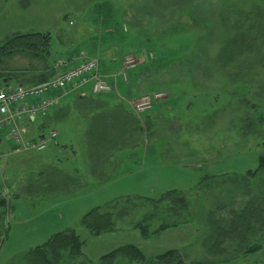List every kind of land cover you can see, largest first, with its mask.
Wrapping results in <instances>:
<instances>
[{"label":"rangeland","instance_id":"rangeland-1","mask_svg":"<svg viewBox=\"0 0 264 264\" xmlns=\"http://www.w3.org/2000/svg\"><path fill=\"white\" fill-rule=\"evenodd\" d=\"M46 31L51 61L69 50L89 52L92 38L102 36L99 47L112 49L97 54L101 63L102 54L116 52L121 60L128 53V82L137 78V91L165 94L139 117L126 101L125 116L111 108L108 124L127 141L99 150L100 158L91 155L93 140L85 133L98 116L87 120L78 109L64 123L43 126L45 134L57 130L55 145L39 151L1 145L0 188L8 190V206L0 220V264H38L31 249L65 231L79 236L81 254L72 259L64 250L49 264H101L102 255L125 245L148 259L177 249L184 264H264V236L260 250L246 246L264 225L210 238L220 224H236L233 212L264 204V171L247 174L264 154V0H0V44L17 32ZM31 64L41 66L24 56L4 58L0 74ZM170 190L185 196L189 224L154 232L170 222V211L143 199ZM116 200L113 214L124 208L128 214L115 218L113 230L93 235L83 226L87 212ZM114 264L162 263L120 256Z\"/></svg>","mask_w":264,"mask_h":264},{"label":"trees","instance_id":"trees-1","mask_svg":"<svg viewBox=\"0 0 264 264\" xmlns=\"http://www.w3.org/2000/svg\"><path fill=\"white\" fill-rule=\"evenodd\" d=\"M16 55L24 56L29 59L37 60L41 63L40 67L33 66L23 69H13L6 71L5 74H0V89L6 88L11 85L9 80H15L16 84H36L53 77L56 73L54 67V61H51L52 57V36L51 33L46 32H26V33H14L0 44V63L4 58H11ZM8 75V76H5ZM4 79L6 81L4 82ZM108 118L110 115L98 116L94 125L91 124L89 135L91 136L92 144L90 148L92 150L91 155L97 158L101 157L103 152L116 148L118 144L123 145L127 139L123 131L121 134H116L117 129L112 124H108ZM113 129L112 133H108V129ZM114 132V133H113ZM116 134V135H115ZM99 150H103L102 153ZM260 171H264V154L258 157V165L254 171H248L247 174L255 175ZM146 202H152L155 205L159 203H165V209L170 211V222L161 223L156 231L165 230L169 227H175L179 223L183 222L189 215L188 203L186 198L181 193L170 190L167 191L159 199H143ZM119 201H113L105 208L96 207L87 212L82 217V224L93 235H98L102 232L111 231L115 228V218H123L128 214V209L124 208L118 213L113 214V209L116 208V204ZM8 201L6 196H0V220L4 219V212L7 209ZM4 211V212H3ZM235 216H238L236 224L233 223L235 217L232 218L233 225L230 224V228H225L223 225L217 226L211 230V237L216 240L219 236L232 231L235 234L244 231H248L254 224L264 225V204L247 205L243 210L239 212H233ZM221 222V221H220ZM140 229L141 235L146 236L148 234L147 225L140 223L137 225ZM249 226V227H248ZM248 229V230H247ZM215 240V241H216ZM206 249L210 250L206 246ZM259 247V246H257ZM64 250H68L70 257L76 258L81 254L82 241L79 236L73 231L58 232L51 235L44 243L31 249L30 252H38L37 263L49 264L50 258L57 261ZM212 251V250H211ZM251 251L248 250V252ZM213 252V251H212ZM247 252V251H246ZM120 256H125L131 261H141L148 263H162V264H184V259L181 257L177 249H169L165 252L157 255L155 258L148 259L144 256L141 250L134 245H125L118 247L100 257L101 264H114L116 259Z\"/></svg>","mask_w":264,"mask_h":264},{"label":"built area","instance_id":"built-area-1","mask_svg":"<svg viewBox=\"0 0 264 264\" xmlns=\"http://www.w3.org/2000/svg\"><path fill=\"white\" fill-rule=\"evenodd\" d=\"M72 62L76 64L70 66ZM54 67L55 75L46 81L36 84L8 85L0 89V134L6 135L13 151H39L51 144H57L56 130H49L47 134L40 131L35 136H30L26 122L57 107L62 97L69 91L87 84L91 85L94 94L115 90L114 83L109 82L101 71L98 57H88L83 50L77 57L57 58ZM124 69L109 77L115 80L120 76L126 80ZM164 94L163 92L145 94L127 102L135 116L139 117L151 107L153 99L160 98Z\"/></svg>","mask_w":264,"mask_h":264},{"label":"crops","instance_id":"crops-1","mask_svg":"<svg viewBox=\"0 0 264 264\" xmlns=\"http://www.w3.org/2000/svg\"><path fill=\"white\" fill-rule=\"evenodd\" d=\"M102 40H103L102 36L99 37V41L96 39L94 40L92 38L91 43H89L90 49L88 47L89 52H87L85 49H79L77 52H72L73 50H69L70 48L68 47L67 50L70 51L68 57L69 58L77 57L81 50L86 51L85 53H86V56H88V57H91V56L93 57L94 55H96L95 57H97V54L99 55L101 52L103 53L104 49H107V48L112 49V46L106 47L104 49L102 47H99V45L100 46L104 45L105 41H102ZM116 55H117L116 52L113 54H108V55L102 54V57L104 56V58H105V63H103V62L101 63V61H99L100 69L103 72V74H105L107 76V79L109 81H111L108 78L110 75L118 73V71H119V70H117L118 67L121 69H124V68L125 69H133L132 65L126 64L128 60H126V62H123L124 59L128 56V53H125L122 56L121 60H119L120 55H118V57ZM52 61H55V59ZM74 64H76V62H72L69 65L72 66ZM16 69H21V68H16ZM5 81L6 80H4V82ZM111 82L114 83L115 90L108 93V95H111V96H108L110 98L93 97V96H97L98 94H94L91 90V87L90 88L87 87L88 84L80 87L79 89L69 91L66 95H64L62 97L61 102L57 107L51 109L46 114L38 115V116L34 117L32 120H29L26 122L28 135L35 136L36 134H38V132L43 131V126L47 122L52 123L54 121L55 122H57V121L62 122L63 121V123H64V120L69 118L72 115V113H74V111L76 109H78L79 114L82 115V118H85V119L90 120V121L95 116L96 117L100 116L102 118L103 116L105 117L107 115L113 114V113H111V110H110L111 108H116V111L113 110L115 112L114 116H119V115L125 116V114H127V111L129 110L127 108V106L125 105V101L127 102V100L136 99V98L140 97L141 95H144V94H147L150 92V91L149 92H142L144 90L137 91L136 87L138 85H140L139 84L140 79L136 78L134 85H133V84H130L128 82L127 75H126V80H123L121 78L120 81H117L116 83L114 81H111ZM119 88H122L124 90V92H120ZM99 94H101V93H99ZM111 98H113V99H111ZM127 104H128V102H127ZM129 108H130L131 112L133 113L130 106H129ZM129 114H130V112H129ZM54 130H56V129H54ZM84 130H85V128H84V124H83L80 128V132H83ZM89 130H90V127L88 128V130L87 129L85 130L86 135L89 134ZM9 143L10 142L8 141L6 135L4 133H1L0 134V147L3 144L9 145ZM1 155H4V154H1ZM1 195L2 196L8 195V190H7V188H5V186H1V188H0V196ZM187 224H189L188 219L184 222L179 223L177 226H175L173 228L175 230H178V229H180V227L182 225L186 226ZM256 227L261 228V225L260 224L256 225ZM258 233L259 234H257V235L252 234V233L250 234V236H253V237L250 239L249 243H248V237H246V239H247L246 242L240 240L241 243L244 242V244H247V243L249 244V245L248 244L246 245L247 251L251 249L252 252H255V251L261 249L262 244H261V242H259V239L261 237H263L264 234L260 233V231ZM261 234H262V236H261ZM206 235H208V231H207ZM208 236H210V235H208ZM247 236H249V235H247ZM198 241H201V240L199 239ZM224 246H226V245L222 244L221 250L222 249L224 250ZM257 246H259V247H257ZM227 248H229V246H227Z\"/></svg>","mask_w":264,"mask_h":264}]
</instances>
